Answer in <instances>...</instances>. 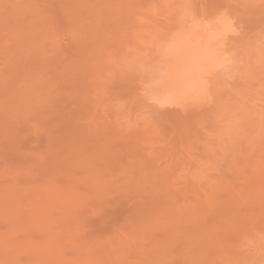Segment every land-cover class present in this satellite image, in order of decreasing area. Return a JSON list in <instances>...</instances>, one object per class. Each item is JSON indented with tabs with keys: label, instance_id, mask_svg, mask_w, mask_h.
Instances as JSON below:
<instances>
[{
	"label": "rangeland",
	"instance_id": "1",
	"mask_svg": "<svg viewBox=\"0 0 264 264\" xmlns=\"http://www.w3.org/2000/svg\"><path fill=\"white\" fill-rule=\"evenodd\" d=\"M0 264H264V0H0Z\"/></svg>",
	"mask_w": 264,
	"mask_h": 264
},
{
	"label": "bare ground",
	"instance_id": "2",
	"mask_svg": "<svg viewBox=\"0 0 264 264\" xmlns=\"http://www.w3.org/2000/svg\"><path fill=\"white\" fill-rule=\"evenodd\" d=\"M200 31H201V30H200ZM216 33H217V32H216ZM200 34H203V31H201ZM202 36H203V35H202ZM204 36H205V35H204ZM203 40H204V39H203ZM217 43H218V42H217ZM194 82H195L194 80H192V81L190 80L189 83H188L185 87H187V89L190 88V87H192V86L194 85ZM198 85H199V84H198ZM177 86H178V84H177ZM180 87H181V86H180ZM183 87H184V86H183ZM175 89H176V91L179 90L178 87H177V88H173L174 91H175ZM197 89H199V87H198ZM164 98H168L167 100L170 101L169 95L164 96ZM164 100H165V99H164Z\"/></svg>",
	"mask_w": 264,
	"mask_h": 264
}]
</instances>
